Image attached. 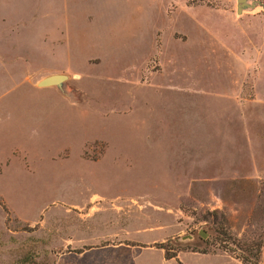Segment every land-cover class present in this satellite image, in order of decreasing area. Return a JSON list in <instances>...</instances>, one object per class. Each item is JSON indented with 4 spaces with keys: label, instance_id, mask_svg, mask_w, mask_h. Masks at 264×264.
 Returning <instances> with one entry per match:
<instances>
[{
    "label": "rangeland",
    "instance_id": "374dc122",
    "mask_svg": "<svg viewBox=\"0 0 264 264\" xmlns=\"http://www.w3.org/2000/svg\"><path fill=\"white\" fill-rule=\"evenodd\" d=\"M251 2L0 0V264H264Z\"/></svg>",
    "mask_w": 264,
    "mask_h": 264
},
{
    "label": "water",
    "instance_id": "95a60500",
    "mask_svg": "<svg viewBox=\"0 0 264 264\" xmlns=\"http://www.w3.org/2000/svg\"><path fill=\"white\" fill-rule=\"evenodd\" d=\"M255 6V2H251V0H237V13L241 14L243 11L251 10ZM68 78L65 74H50L43 77L38 81V85L40 86H55L60 92L67 94L66 89V79ZM200 236L203 238L207 237L206 233L199 232Z\"/></svg>",
    "mask_w": 264,
    "mask_h": 264
},
{
    "label": "trees",
    "instance_id": "16d2710c",
    "mask_svg": "<svg viewBox=\"0 0 264 264\" xmlns=\"http://www.w3.org/2000/svg\"><path fill=\"white\" fill-rule=\"evenodd\" d=\"M224 234H226V235H225V237H223L221 239V243H222L221 246L224 244L223 247L227 248L228 250H231V249L228 248V246H229L228 243H230V244H233L235 246H239L241 249L243 248L242 245H240L239 241H237V239L231 238V236L229 234H227V233H224ZM260 247H261V241L258 242V248H260ZM174 256L175 255H168V254H166L165 257L168 259V258H172ZM239 258H241V261L243 263H245V262L248 263L249 262V263H252V264H259L258 261H249V259H247L244 256H241ZM179 264H181V263L179 262Z\"/></svg>",
    "mask_w": 264,
    "mask_h": 264
}]
</instances>
